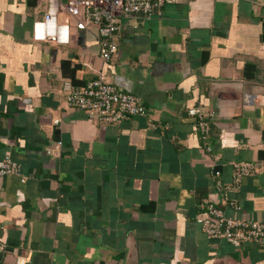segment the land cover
Segmentation results:
<instances>
[{"label":"crops","instance_id":"0c3cea01","mask_svg":"<svg viewBox=\"0 0 264 264\" xmlns=\"http://www.w3.org/2000/svg\"><path fill=\"white\" fill-rule=\"evenodd\" d=\"M46 5L0 0V159L21 173L0 176V264H264V247L196 220L213 202L264 221V0L156 7L121 22L109 61L94 27L36 39ZM100 74L148 114L106 122L68 104L67 82ZM199 106L212 152L188 114ZM241 161L256 169L228 191Z\"/></svg>","mask_w":264,"mask_h":264},{"label":"built area","instance_id":"2783aa9c","mask_svg":"<svg viewBox=\"0 0 264 264\" xmlns=\"http://www.w3.org/2000/svg\"><path fill=\"white\" fill-rule=\"evenodd\" d=\"M179 1L181 0H47L42 19L34 23V37L41 40L55 38L68 41L71 24L78 31H88L94 27L100 56L109 61L118 50L117 34L122 21L138 15L149 19L154 15L156 7ZM63 13L68 19L63 23L60 20L58 22ZM63 31L64 35L61 34ZM66 87L69 90L66 96L68 104L86 112L90 119L118 122L131 116L148 114L139 96L119 88L106 80L103 74L84 85L73 86L67 82ZM250 98L246 96L247 100ZM188 114L195 117L203 148L212 152L210 129L213 113L199 106L190 108ZM255 169L249 162H234L232 181L225 189L234 190L242 178L252 174ZM6 174L21 175L20 165L9 156L0 159V176ZM215 174L219 175V171H215ZM21 179L23 181L25 176H21ZM196 220L210 239H224L236 246L252 242L264 247L262 220L233 218L213 202L201 204Z\"/></svg>","mask_w":264,"mask_h":264}]
</instances>
